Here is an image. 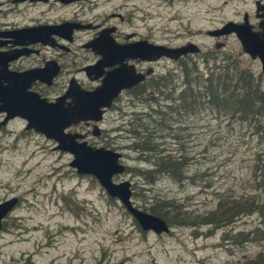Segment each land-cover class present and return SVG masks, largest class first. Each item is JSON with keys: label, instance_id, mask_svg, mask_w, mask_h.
<instances>
[{"label": "rangeland", "instance_id": "374dc122", "mask_svg": "<svg viewBox=\"0 0 264 264\" xmlns=\"http://www.w3.org/2000/svg\"><path fill=\"white\" fill-rule=\"evenodd\" d=\"M255 1L202 0L201 5H193L192 0V4L175 5L165 13L171 35H177L173 43L184 41L189 29L194 33L201 28L195 37L201 52L193 56L198 70L208 68L205 56L210 53L214 61L209 66L223 65L229 57L228 62L235 59L259 74V61L245 54L234 36L217 50L212 38L204 34L205 29L228 19L241 20L244 12L252 14ZM8 4L5 0L0 5ZM156 7L147 8L148 18L157 13ZM179 64L161 66L162 74L175 69L171 76L176 83L173 80L171 86L181 82ZM171 93L176 95L179 90L172 89ZM166 97L165 92L162 98ZM172 102L168 99L165 103ZM150 104H129L124 107L127 112L118 114L115 120L109 115L103 122L102 136L93 139L97 146L122 153L129 171L114 180L132 182L136 206L144 209L157 197H164L177 201L183 212L195 217L214 209L219 197L240 199L251 194L264 204V128L256 129L254 123L208 106L194 112L177 111L168 126L158 132L159 149L163 154L172 151L185 155L186 175L192 177L178 182L158 174L154 182L147 183L135 168L145 169L148 163L137 160L128 131L139 118H145ZM162 114L169 119L168 108H162ZM21 127L20 123L15 126L17 130ZM54 145L52 140L37 135L0 139V148L7 147L0 153V163L9 161L7 167L0 166V198L9 191L8 195L21 198L0 229V264H235L264 252V215L258 212L237 219L229 227L214 228L206 236L203 232L209 226L201 225L195 231L194 227L176 224L161 235L142 231L93 176L78 174L69 166L70 153L54 150ZM226 230H231L228 239L223 236ZM239 231L257 233L251 235L253 240L238 242L234 234Z\"/></svg>", "mask_w": 264, "mask_h": 264}, {"label": "flooded vegetation", "instance_id": "af4514ba", "mask_svg": "<svg viewBox=\"0 0 264 264\" xmlns=\"http://www.w3.org/2000/svg\"><path fill=\"white\" fill-rule=\"evenodd\" d=\"M4 1L0 0V4ZM8 1V5H0V139L27 135L49 139L29 126L27 118L16 114L18 111H29L33 103L41 110L43 106L48 108V104L53 103L65 107L78 102L83 91L98 90L106 80L111 89L108 90L109 93L103 92V96L111 94L112 88L131 83L113 95L109 106L101 107L99 121L83 120L65 129L67 132L82 134L83 138L80 140L97 146L93 139L102 136L105 119L113 115L112 119L115 120L118 114L127 112L125 106L149 101L150 111L144 112V116L156 114L158 107L159 111L167 107L169 104L165 102L168 99L162 98L163 94L160 92L161 77L174 73L175 69L173 68L174 72L170 70L162 74L161 66L169 62L192 63L193 56H198L201 52L202 47L195 37L203 29L194 30L195 34L189 29L184 41L173 43L177 35H171L167 25L170 19L165 16L175 5L192 4V0ZM193 1V5L202 4V0ZM153 5L157 6V13L148 18L146 10ZM262 14L264 0H256L252 14L244 12L241 20L228 19L219 26L205 29L204 34L212 38L214 47L220 50L225 47L228 37L234 36L240 43L236 33L232 31L211 36L207 31L220 29L229 22L242 25L247 20L252 31L259 32ZM188 43L196 44L200 51L189 52L178 59L166 56L155 58L154 53H150L152 58H145L146 53H149L145 50L147 47L163 45L177 48ZM240 46L242 48L241 43ZM242 51L244 52L243 48ZM253 60L260 63L258 58ZM179 67L180 64L178 70ZM260 70L259 74L264 75L261 64ZM181 88L179 83L176 90ZM94 99L95 102L106 103L104 97ZM175 99L176 95L170 101ZM133 114L135 113H131ZM130 121L129 119L126 125ZM18 123L22 126L20 130L15 128ZM95 131L98 135L93 134ZM49 140L55 143L53 149L56 150V141ZM5 150L7 147L0 148V153ZM8 164L9 161H5L0 166L7 167ZM8 194L0 198V203L11 198H16L17 202L3 218L2 226L4 219L21 199L17 195Z\"/></svg>", "mask_w": 264, "mask_h": 264}, {"label": "trees", "instance_id": "16d2710c", "mask_svg": "<svg viewBox=\"0 0 264 264\" xmlns=\"http://www.w3.org/2000/svg\"><path fill=\"white\" fill-rule=\"evenodd\" d=\"M210 57L209 55L205 56V63L208 66L205 71L198 70V63L194 60L192 63L184 62L180 65L182 88L176 94L177 103L172 102L166 107L170 111L168 120L163 114L160 115L162 109L160 111L157 109L156 114L149 113L145 118H139L136 126L130 129L132 139L130 146L137 155V160L148 163L145 169L141 167L135 169L139 175L144 176L147 183L154 182L158 174H166L178 182L192 177L186 175L187 158L185 155L172 151L163 154V151L159 149L160 143L157 141L160 138L159 128L168 126V121L175 116L173 114L177 111L194 112L208 106L249 124L254 123L256 129L264 128L263 76L253 73L249 68L240 66L235 59L228 62L229 57L226 58L223 65L209 66L210 61H214ZM171 75L173 74L162 76L160 84L161 94L166 92L168 99L174 97L171 91L177 87L175 84L171 86L174 80ZM167 79H171V81ZM161 138L166 139L165 136H161ZM260 156L261 153H258V158ZM127 171H129L128 166L125 169V172ZM144 210L164 218L170 226L176 224L191 226L195 228V231L200 225L209 226L207 231L203 232L206 236L214 228L229 227L243 216L257 212L264 215V204L251 194H244L240 199L219 197L214 209L194 217L183 212L177 201L157 197ZM230 233L231 230L224 231V239H228ZM256 233L257 231H239L234 234V238L238 242H248L255 239L251 235ZM235 264H264V252L259 253L253 259H246L243 263L236 262Z\"/></svg>", "mask_w": 264, "mask_h": 264}, {"label": "water", "instance_id": "95a60500", "mask_svg": "<svg viewBox=\"0 0 264 264\" xmlns=\"http://www.w3.org/2000/svg\"><path fill=\"white\" fill-rule=\"evenodd\" d=\"M263 20L260 22L261 31L254 32L247 20L242 25H236L233 22L225 24L220 29L209 30L207 34L218 36L223 33L234 31L240 40L245 53L251 58H259L262 73L264 74V14ZM145 58H152L150 53H154V57L166 56L171 59H178L180 56L189 52H199V47L194 43H188L181 47L169 48L163 45L150 46L146 49ZM131 83H124L117 88H112L106 80L102 87L93 92H82L78 102L74 105L63 107L61 104H48V108L43 106V110L37 107L35 103L30 106L29 111H18L19 114L27 118L29 126L36 131L43 133L47 138L56 141L55 149L68 152L72 155L69 165L76 170L78 174L93 175L104 188L111 198H117L126 210L136 219L143 231H152L155 234L168 233L170 227L167 221L155 214L149 213L137 207L132 199L131 181L122 180L114 181V176L123 173L125 165L120 162L121 153L117 150L106 147H96L88 144L82 134L76 132L65 131L72 124H76L83 120L92 119L99 121L101 119V107L109 106L113 95H115L122 87L130 86ZM108 91V92H105ZM105 92L104 94H102ZM98 96V97H97ZM104 97L106 103L95 102L94 98ZM39 108V109H38ZM47 110V111H46ZM95 129L99 130L95 127ZM94 135H98L95 131ZM17 199L11 198L0 203V228L2 219L10 212L16 204Z\"/></svg>", "mask_w": 264, "mask_h": 264}]
</instances>
